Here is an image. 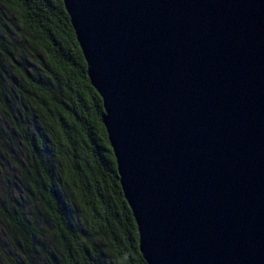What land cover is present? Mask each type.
<instances>
[{
  "label": "water",
  "instance_id": "obj_1",
  "mask_svg": "<svg viewBox=\"0 0 264 264\" xmlns=\"http://www.w3.org/2000/svg\"><path fill=\"white\" fill-rule=\"evenodd\" d=\"M145 264H264V0H61Z\"/></svg>",
  "mask_w": 264,
  "mask_h": 264
},
{
  "label": "trees",
  "instance_id": "obj_2",
  "mask_svg": "<svg viewBox=\"0 0 264 264\" xmlns=\"http://www.w3.org/2000/svg\"><path fill=\"white\" fill-rule=\"evenodd\" d=\"M101 113L61 0H0V264H145Z\"/></svg>",
  "mask_w": 264,
  "mask_h": 264
},
{
  "label": "rangeland",
  "instance_id": "obj_3",
  "mask_svg": "<svg viewBox=\"0 0 264 264\" xmlns=\"http://www.w3.org/2000/svg\"><path fill=\"white\" fill-rule=\"evenodd\" d=\"M11 42L13 43V45L15 44V42H14V41H10V43H11Z\"/></svg>",
  "mask_w": 264,
  "mask_h": 264
}]
</instances>
